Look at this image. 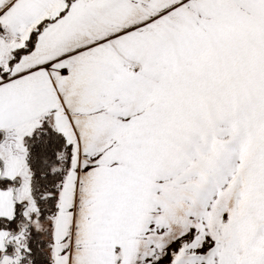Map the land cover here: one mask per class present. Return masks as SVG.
<instances>
[{
    "label": "snow or ice",
    "instance_id": "1",
    "mask_svg": "<svg viewBox=\"0 0 264 264\" xmlns=\"http://www.w3.org/2000/svg\"><path fill=\"white\" fill-rule=\"evenodd\" d=\"M0 264H264V0H0Z\"/></svg>",
    "mask_w": 264,
    "mask_h": 264
}]
</instances>
